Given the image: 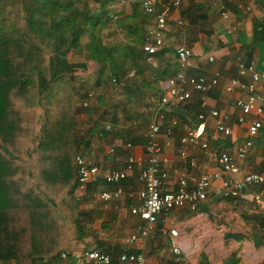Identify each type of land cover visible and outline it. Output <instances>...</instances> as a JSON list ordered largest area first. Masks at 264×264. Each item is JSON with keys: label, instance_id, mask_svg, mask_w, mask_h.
Wrapping results in <instances>:
<instances>
[{"label": "trees", "instance_id": "1", "mask_svg": "<svg viewBox=\"0 0 264 264\" xmlns=\"http://www.w3.org/2000/svg\"><path fill=\"white\" fill-rule=\"evenodd\" d=\"M126 1L129 15L112 14L115 0H0L13 21L0 28V264H66L61 253L84 235L78 212L83 200L77 201L73 194L77 184L73 157L88 146L90 131L106 133L96 121L88 134H78L79 109L71 102L78 88L83 91L81 100H88L89 92L84 81L77 88V82L67 80L86 64L70 63L69 58L82 54L92 61L100 86L108 82L121 86L132 72L134 81L146 80L147 75L148 86L154 87L178 71L170 62L165 61L166 67L154 66L142 59L144 35L153 26V15L143 10L141 0ZM155 7L159 12L158 4ZM122 32L129 44L117 40ZM253 44L264 45V29L258 23ZM163 49L151 59L163 58ZM55 85L61 89L58 95ZM125 88L117 97L125 110L134 108L129 112L132 119L137 118L138 106H145L148 115L143 86L134 83ZM135 92L140 96L131 101ZM44 107L49 108L45 114ZM130 135L123 132L133 145L143 144V137ZM219 144L215 149L232 148L228 141ZM225 238L241 242L249 237L228 233ZM253 239L255 247L263 245L258 237ZM116 252H108L113 260Z\"/></svg>", "mask_w": 264, "mask_h": 264}, {"label": "built area", "instance_id": "2", "mask_svg": "<svg viewBox=\"0 0 264 264\" xmlns=\"http://www.w3.org/2000/svg\"><path fill=\"white\" fill-rule=\"evenodd\" d=\"M125 1L115 0L114 3L121 4ZM156 4L157 0H141L143 10L153 15V26L144 35L142 55L145 58L164 46L169 13L171 9H177L181 5V0H168L159 12L156 11ZM222 17L226 18L227 14L222 12ZM182 23L181 20L177 21L179 27ZM191 58L192 51L189 47H176L178 71L167 81L163 93L148 98L145 128L131 132L130 135L131 139L143 137V144L133 145L130 139L125 138L121 147L125 153L122 168L105 169L79 153L73 157L77 172V184L73 189L76 200L89 199L104 206L123 199L132 202L128 206L129 214L139 218L140 222L127 236L126 243L138 245L141 250L157 225L164 223L170 213L183 210L195 212L211 199L248 202L253 208L252 213L264 217V173L241 171V164L246 160L256 139L262 136L264 141V118L260 117L264 102V70H257L252 63L237 62V76L229 79L223 86L225 92L240 93L235 100L236 113L209 109L205 102H201L200 111L195 114L193 121H183L173 112V108L190 103L196 96L203 97L217 92L221 83V76L217 72L208 77L187 74ZM87 96L88 100L82 103L84 108L89 106L93 93L89 92ZM252 115L256 117L251 118ZM245 124L242 141L234 152L211 148L206 137L208 128L215 135L230 139L233 137L234 127ZM110 130L111 126L108 124L104 127L106 134L97 132L96 137L103 139L110 134ZM136 146L141 147V156L133 153ZM172 148L176 149V156L182 166L171 165L166 151ZM193 149L207 156L214 165V171H204L198 175L191 173L199 169L198 161L190 154ZM115 154L116 146L109 145L106 155L112 157ZM134 175L141 189L129 192L123 183ZM159 231L161 240L168 241L172 264H184L186 253L179 242L178 231L163 225ZM71 256L72 252L69 250L61 253V259L66 264H150L142 251L124 250L117 255L115 262L109 254L94 249L84 250L73 261H70Z\"/></svg>", "mask_w": 264, "mask_h": 264}, {"label": "crops", "instance_id": "3", "mask_svg": "<svg viewBox=\"0 0 264 264\" xmlns=\"http://www.w3.org/2000/svg\"><path fill=\"white\" fill-rule=\"evenodd\" d=\"M167 2L168 0H157L158 7L162 8L167 4ZM128 3L129 1H127L122 6L114 3V5L110 7L112 14H118L124 11L129 15L130 9L128 7ZM222 12H225L227 14L226 18L222 17ZM178 20H181L183 22V25L181 27H179L177 24ZM256 23H258L260 27L264 29V0H181V5L177 9H171L167 19L168 29L164 34V57L158 59H151V57L145 58L141 53L142 59H146L154 66H156V64L160 65V63H162V65L164 64L163 66L166 67L168 65L167 63L170 62L172 65L177 67V62L175 59V49L179 45H185L192 51V58L188 63L187 74H189L190 76L208 77L217 72L221 76V83L217 92L211 93L209 95H204L203 97L202 95L196 96L187 105L178 107V109L174 110L175 114L178 117H182L185 121L191 120V118L195 117V114H193V112L195 113L200 111L199 104L201 102H205L209 109H221L232 114L237 112L235 108V100L240 96V93L237 91H234L232 93L225 92L223 90V86L229 79L235 78L237 76L236 64L239 61H243L246 64L252 63L257 70H264V45H252L253 28ZM117 40L119 42L123 41L124 43L129 44L128 40L125 37V32L119 34L117 36ZM73 57L71 56L69 58L70 63H83L74 61ZM210 59L212 61H210ZM165 61H167V63ZM91 68L94 69L92 72H96L97 67L92 61L89 64H86V68L84 70H87V72L85 73L84 77H82L80 73L82 69H78L74 74L75 77L71 79L68 78L67 81L69 83L77 82V88L79 87V84L84 81V86L87 90H89L88 88L91 87H93V89H97V87L103 86L96 85L95 81L97 77H95L94 81H90L88 79L89 77L87 76L91 74V72L88 73V70H91ZM96 76H98L97 72ZM125 78H127V80H124L121 86H116L117 91L121 93L120 95H123L124 88L127 84L129 87L134 83H136L138 87L143 86L144 90L146 92H149V95L151 96L155 94H161L164 92L167 83V81H165L161 82L157 86L153 87L152 85V87L146 88L145 85L141 83L140 77H137V79L134 81V75L132 72L128 73ZM110 85L111 82H108L107 86ZM157 89H159L158 92L156 91ZM78 90L79 88L77 89L76 94H74L72 100V105H75L76 108L79 109L78 113L75 116L78 122V127L80 126V119L83 120L84 123L91 122L93 126L94 122L97 121L96 119H98L97 117H100L99 115L102 114L101 111L104 110L100 105V99H91L88 109H84L81 107V104L83 103V101H85L81 100V93L83 91L79 92ZM125 90H127L128 92L131 91L129 88H125ZM115 99H117L115 101V105L119 104L117 96ZM119 99L122 102L121 97ZM133 100L135 101V99L131 97V101ZM138 107L139 108L137 110V114L139 115V117H148V115H146L145 113V106ZM262 109L263 113L260 117L263 119L264 102L262 103ZM126 111L133 112L134 108H130ZM118 117H122L121 112H119ZM254 117L256 116H251V118ZM246 125L247 124L241 127H234V134L230 139H223L220 136L215 135V133L208 128L206 130V137L209 140V143H212L214 145V147L210 145L211 148H219L218 146H221L219 144L221 141H228L230 144H232V148L228 150L234 152L236 147L239 146L242 141ZM84 127L82 126L81 130L78 131L79 135L85 134L87 130H91V127L87 130H84ZM95 133L96 131H90L89 135L86 136V138H89L88 146L85 148L81 147V152L90 160L101 164L105 169L122 168L125 160V153L121 148L123 144V142L120 140V137H122L121 134L119 137L117 133H110L107 134L103 139L97 138V140L95 138ZM179 134L180 132H178V135ZM93 137L96 141H93ZM92 141L96 142L97 145L92 144ZM111 144H114L116 146V154L112 157L106 155V148ZM175 146H177L176 142ZM166 152L170 157L171 165L182 166L178 161V157L176 156V149H168ZM133 153L136 156H141V147L136 146L133 150ZM196 153H198L199 156L203 155L197 149H193L190 154L194 158V154ZM204 158V161L199 164V169L196 172L190 171L191 173L198 175L200 172L214 171V165L209 161L207 156H205ZM263 162L264 141L262 136H260L256 139L254 146L248 152L247 160L244 161L243 164H241V171L242 173H264ZM126 184H134L136 190L141 189V185L137 183L136 175L129 178L126 183H123V186L125 188H127ZM108 188L110 189L111 187ZM115 203H118V205ZM124 203L126 205V208L132 204V202H130L129 200L124 199L107 206H104L101 203L90 201L89 199H84L80 203L78 212L79 220L84 230V235L80 239L72 240L70 247L67 248V250L72 252L70 261L75 260L79 255L82 254L84 250L89 249L98 250L109 255L111 254L108 253L109 251L117 250L116 257L120 252L124 250L135 252L142 251L145 254V247L141 250L138 245H130L126 243L127 233L129 231L131 232L132 228L135 229L140 220L139 218L132 217L129 213H127ZM205 204L201 206H204ZM115 207H117V209ZM92 217L94 219H99L98 221H100L99 225L93 226L94 229L92 230V232H95L96 234V237L94 238L90 235L91 231L87 222V220H90ZM161 226L162 224L160 222L156 227L158 232V238L156 240L160 239L159 230ZM156 229L154 231H156ZM151 234L149 238L151 237ZM162 245L163 244L160 241L157 246H161L160 248L163 249ZM252 245H254V243H252ZM253 247L255 248V245ZM155 248L156 247H152V249L150 250L155 254H151L149 256L145 254L150 264H172V257L169 251H166L167 253L165 254V252L162 253V251L160 250L161 254L158 253V255H156V252L159 251V248L158 250ZM115 260L113 261L115 262ZM185 262L186 259L184 261V264Z\"/></svg>", "mask_w": 264, "mask_h": 264}, {"label": "rangeland", "instance_id": "4", "mask_svg": "<svg viewBox=\"0 0 264 264\" xmlns=\"http://www.w3.org/2000/svg\"><path fill=\"white\" fill-rule=\"evenodd\" d=\"M82 1L83 3H88L92 0H82ZM126 2L127 1L119 5L122 6ZM12 24H13L12 17L6 15L3 8L0 7V28L3 30V27L5 25L9 26ZM25 31H27V28ZM14 33L16 34V32ZM45 54L47 55L48 53ZM73 60L77 62H84L85 64H89L91 62L85 59L84 55L82 54H78L76 56L74 55ZM93 70H94L93 68H91V70H88V73L91 72V74L87 76L89 77L88 79L90 81H94L95 77H97L96 76L97 70L96 72L95 71L92 72ZM86 72L87 70L80 71L81 76L84 77ZM104 73L105 71L103 72V74ZM140 78L142 83L145 85V87L146 88L149 87L148 84L150 83V78L147 75L145 76L147 81L142 80L143 77ZM136 79L137 77L135 78V80ZM58 85L54 86L58 90L56 95L60 94L61 92V89ZM103 86L97 87V89L95 88L93 89V87H91L88 88L89 90H86V92L88 91L93 93V97H94L93 99H97V98L100 99V105L104 109V110L100 109L102 110L101 111L102 114L99 115L100 117H97L98 119H96L97 121H99V124L101 122L100 125H103V127L109 124L111 126V130L109 132L117 133L119 137L121 134L122 137H120V140L122 142L126 140L125 137L123 136V132H127V131L137 132L144 130L145 123L148 117H139V115L137 114L136 116L137 118L133 117L132 119V116L129 114V112H127L121 106L119 100H118L119 104L115 105V101L117 100L115 98L116 96L119 95V92L117 91L116 86H113V82H111L110 86L107 85H103ZM140 92L141 90L139 91V93ZM133 94L134 96L132 95L131 96L135 99L137 97L136 100H138V97L140 95L137 92ZM144 96L147 101V97L149 98L151 95H149V92H147L144 94ZM32 98H35V94H32ZM48 106H50V104ZM47 109L49 108H45V107L42 108L41 109L43 111L42 113L45 114V111ZM119 112H121L122 117H118ZM196 113L197 112L195 113L193 112V114ZM79 124H80L79 130H81L82 126L83 127L85 126L84 130L93 127L91 122L84 123V121L81 119L79 121ZM96 133H95V138L97 139ZM95 138L93 137V141H96ZM92 144L97 145L96 142H93ZM210 145L214 147L212 143H210ZM79 154L83 155L82 153ZM204 157L205 155L199 156L198 153L194 154V158L198 161L199 164H201V162L204 161L205 159ZM126 187L129 192L136 191L134 184L131 185L126 184ZM130 187L132 188L130 189ZM115 204L118 205V203ZM202 208H204L205 210L202 211ZM125 210L127 211V213H129L130 211L129 207L126 208V205H125ZM252 210L253 208L251 207L250 204H248V202L234 203L228 200L215 198L209 200L204 206L199 207V209L195 212H189L183 210V211H175L170 213L166 218L165 222L162 223V225L166 227L174 228L175 230L178 231V234L180 236L179 242L187 256L185 264H230V263L264 264L263 261L264 260V217L252 213L251 212ZM98 220L99 219H94L93 217L90 220H87L91 231L90 235L93 238L96 237L95 232H92V230L94 229L93 226L100 224V221ZM133 230L135 229L132 228V231ZM129 232L127 233V236ZM228 233H232V234L240 233L243 236L249 238L247 241L236 242L231 239L225 238ZM253 235L255 237H258L262 241L263 245H261L258 248L257 247L254 248L253 247L254 245H252V243H254ZM157 238H158V232L156 229V231H154L151 234V237L146 242L145 254L147 256L151 254H155L154 252L152 253L150 251L152 247H156L155 249L157 250L159 248V251L156 252V255H158V253H160L161 251L162 253L165 252V254L167 253L166 251H169V246L167 243L168 241L160 240L161 238L156 240ZM160 241L163 244L162 247L164 250L160 248L161 246H157Z\"/></svg>", "mask_w": 264, "mask_h": 264}]
</instances>
